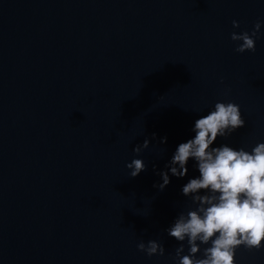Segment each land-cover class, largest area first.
Returning a JSON list of instances; mask_svg holds the SVG:
<instances>
[{
	"label": "water",
	"instance_id": "water-1",
	"mask_svg": "<svg viewBox=\"0 0 264 264\" xmlns=\"http://www.w3.org/2000/svg\"><path fill=\"white\" fill-rule=\"evenodd\" d=\"M217 101L246 122L213 147L264 142V0H0V264H175L167 229L199 172L166 166ZM151 239L163 256L138 250Z\"/></svg>",
	"mask_w": 264,
	"mask_h": 264
},
{
	"label": "clouds",
	"instance_id": "clouds-1",
	"mask_svg": "<svg viewBox=\"0 0 264 264\" xmlns=\"http://www.w3.org/2000/svg\"><path fill=\"white\" fill-rule=\"evenodd\" d=\"M232 25L239 28L240 22L233 20ZM260 28L261 21H257L251 33L233 31L231 40L238 42L235 51L255 52ZM245 122L237 103L217 101L213 110L196 119L194 137L178 145L166 166L172 175L184 177L192 159L199 172L182 187L192 206L181 211L167 229L168 235L179 242L172 257L175 264H236L239 247L248 251L264 248V142L255 144L251 151L227 144L213 147L218 137L227 138ZM149 143L146 138L133 152L139 154ZM146 167L141 158L126 164L130 177ZM160 175L163 183L156 186L163 190L170 177L168 171ZM137 248L149 257L165 254L164 245L155 239L147 244L140 241Z\"/></svg>",
	"mask_w": 264,
	"mask_h": 264
}]
</instances>
